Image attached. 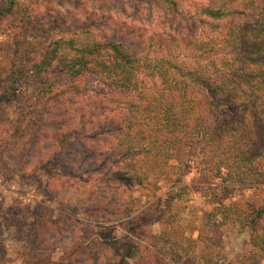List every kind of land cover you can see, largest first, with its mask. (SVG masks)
Segmentation results:
<instances>
[{"label": "rangeland", "instance_id": "374dc122", "mask_svg": "<svg viewBox=\"0 0 264 264\" xmlns=\"http://www.w3.org/2000/svg\"><path fill=\"white\" fill-rule=\"evenodd\" d=\"M182 1L188 9L203 0ZM10 4L15 15L0 18V264H196L163 258L158 249L166 251L162 237L170 226L165 231L158 223L138 232L145 243L138 240L137 255L131 220L145 224L147 214L140 215L153 204L147 221L154 209L165 211L171 216L163 220L174 217L175 227L198 238L209 235L206 214L215 204L252 191L231 190L223 176L204 174L201 148H185L150 202L142 186L122 182L109 167L103 100L92 98L101 84L92 76L72 81L57 62L44 74L34 70L56 42L66 63L95 41L137 47L158 27L173 25V13L143 0H0V10ZM223 241L218 264H250L248 228L238 225Z\"/></svg>", "mask_w": 264, "mask_h": 264}, {"label": "trees", "instance_id": "16d2710c", "mask_svg": "<svg viewBox=\"0 0 264 264\" xmlns=\"http://www.w3.org/2000/svg\"><path fill=\"white\" fill-rule=\"evenodd\" d=\"M143 1L169 9L173 25L158 27L137 47L95 41L76 49L67 63L56 42L58 47H49L34 70L44 74L57 62L68 79L92 76L101 84L102 92L92 98L103 100L105 121L100 128L112 137L109 167L119 170L122 182L142 186L143 198L150 202L171 175V161L185 148H201L204 174L223 176L231 190L252 191L247 199L215 204L206 214L209 235L198 238L175 227L174 217L163 220L171 216L165 211L154 209L156 214L147 221L154 208L148 206L140 215L147 214L145 224L138 217L130 223L137 255L143 248L138 240L145 243L138 232L158 223L165 231L170 226L162 237L166 251L158 249L163 258L218 264L226 234L242 224L250 230L254 247L247 260L262 264L264 0H203L188 9L182 0ZM15 9L10 4L0 10V18L15 15ZM67 142L60 143L61 153ZM125 208L123 214L130 216L132 209Z\"/></svg>", "mask_w": 264, "mask_h": 264}]
</instances>
